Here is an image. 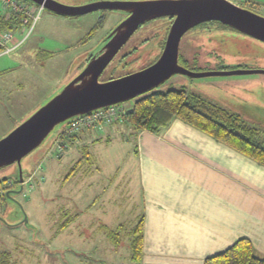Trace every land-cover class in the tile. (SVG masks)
Here are the masks:
<instances>
[{"label":"rangeland","instance_id":"1","mask_svg":"<svg viewBox=\"0 0 264 264\" xmlns=\"http://www.w3.org/2000/svg\"><path fill=\"white\" fill-rule=\"evenodd\" d=\"M24 1L39 10L37 5ZM57 1L83 5L95 0ZM230 1L264 17V0ZM124 15L96 11L68 17L43 9L25 43L8 54L0 53V139L74 79L125 19ZM172 22L173 18L162 17L141 27L100 80L123 77L155 63L164 50ZM26 32L17 36L22 40ZM180 57V64L194 72L217 71L222 65L226 69H264V43L219 22H206L184 35ZM181 89L241 115L247 125L262 130L255 140L264 145V74L198 79L175 75L151 93ZM136 101L115 108L126 112ZM117 122L121 123H113ZM103 124V128L110 126ZM67 125L58 126L23 160L27 173L20 193V185L15 186L19 179L17 164L0 169V186L11 191L8 201L0 199V253L9 254L7 264H138L131 259L130 230L142 218H138L139 183L136 177L131 178L129 197L117 183L122 174L129 177L136 172L135 142L131 139L126 144L131 135L126 130L128 125L121 127L123 134L111 144L104 134L99 143L94 140L98 137L95 127H83L64 142ZM78 133L86 140L78 143ZM87 149L91 155H87ZM82 158L85 161L78 171ZM116 170L119 173L115 174ZM25 217L27 224L23 222ZM117 221H121L120 229L113 227ZM111 231L116 241L108 236Z\"/></svg>","mask_w":264,"mask_h":264},{"label":"crops","instance_id":"2","mask_svg":"<svg viewBox=\"0 0 264 264\" xmlns=\"http://www.w3.org/2000/svg\"><path fill=\"white\" fill-rule=\"evenodd\" d=\"M119 122L93 128L94 140L104 134L111 144L123 134L126 123ZM126 130V144L135 142L136 172L117 183L128 197L131 178L139 183L144 252L138 264H204L244 238L264 258V166L179 119L160 134ZM84 139L78 133V143Z\"/></svg>","mask_w":264,"mask_h":264},{"label":"water","instance_id":"3","mask_svg":"<svg viewBox=\"0 0 264 264\" xmlns=\"http://www.w3.org/2000/svg\"><path fill=\"white\" fill-rule=\"evenodd\" d=\"M60 16H83L96 11H117L127 15L106 37L103 46L87 61L83 70L59 93L35 111L8 135L0 139V169L17 164L20 193L24 174L22 162L38 149L61 124L93 112L113 108L145 95L175 75L189 79L212 76L264 74V69H226L194 72L180 64L184 35L206 22H219L264 43V17L230 0H95L67 5L57 0H26ZM162 17L174 18L164 50L152 65L132 74L101 81L100 77L131 37L146 23ZM11 191L6 193L7 201ZM24 223H28L25 217Z\"/></svg>","mask_w":264,"mask_h":264},{"label":"trees","instance_id":"4","mask_svg":"<svg viewBox=\"0 0 264 264\" xmlns=\"http://www.w3.org/2000/svg\"><path fill=\"white\" fill-rule=\"evenodd\" d=\"M21 17L20 13L8 19L0 15V31L11 30L16 33L21 31L23 28ZM174 119L182 120L264 166V145L255 140V136L261 134V129L250 127L242 120L241 115L188 93L185 89L170 90L167 93L149 92L140 96L135 105L124 112L121 121L138 132L160 134ZM75 135L74 133L71 137ZM68 137L64 135L63 141L65 142ZM86 152L87 155H91L89 150ZM84 161V158L78 161V170L81 169ZM0 189L4 190L3 186H0ZM4 196L5 192L0 198ZM70 222L69 220L63 223L60 229H65ZM130 235L131 259L140 262L144 252L143 217L130 230ZM108 236L116 241L114 231L109 232ZM8 255V253H0V264H7ZM204 264H264V258L259 257L252 242L244 238L226 251L208 257Z\"/></svg>","mask_w":264,"mask_h":264},{"label":"built area","instance_id":"5","mask_svg":"<svg viewBox=\"0 0 264 264\" xmlns=\"http://www.w3.org/2000/svg\"><path fill=\"white\" fill-rule=\"evenodd\" d=\"M39 7V6H38ZM43 8L35 11L32 5L27 4L24 0H0V15L6 17V19L16 14H22L21 22L23 28L26 29L25 37L22 40L17 36V33L11 30L0 31V50L1 54H8L13 50L21 47L29 35L32 33L36 23L40 19V14ZM19 31V32H21ZM18 32V33H19ZM124 112L113 107L109 109L99 110L89 115L82 116L68 122L66 134L68 136L73 135L83 127H102L103 123H112L115 120L121 121ZM4 190L0 189V193ZM0 195V196H1Z\"/></svg>","mask_w":264,"mask_h":264},{"label":"flooded vegetation","instance_id":"6","mask_svg":"<svg viewBox=\"0 0 264 264\" xmlns=\"http://www.w3.org/2000/svg\"><path fill=\"white\" fill-rule=\"evenodd\" d=\"M124 17L126 18V17H127V15L125 14V15H124ZM173 20H174V18H173ZM144 25H145V24H144ZM144 25H143V26H144ZM143 26H142V27H143ZM90 58H91V56L89 57V59H90ZM180 58H181V57H180ZM89 59H88V60H89ZM88 60H87V61H88ZM227 69H228V68H227ZM229 69H232V67L230 66V68H229ZM218 70H220V68H219ZM24 180H25V174H24ZM19 185H20V183L17 181V183H16V185H15V186H19ZM9 191H10V190H9ZM7 192H8V189H7V190H6V192H5V196H4V197H5V199H6V193H7ZM0 199H1V198H0ZM6 200H7V199H6Z\"/></svg>","mask_w":264,"mask_h":264}]
</instances>
